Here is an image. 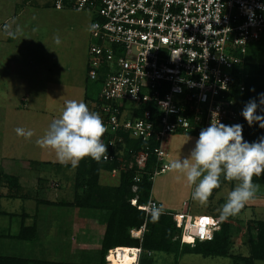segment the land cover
Listing matches in <instances>:
<instances>
[{
    "label": "rangeland",
    "instance_id": "obj_1",
    "mask_svg": "<svg viewBox=\"0 0 264 264\" xmlns=\"http://www.w3.org/2000/svg\"><path fill=\"white\" fill-rule=\"evenodd\" d=\"M94 15L90 10H56L49 0H0V207L5 213L0 216V255L43 264L102 263L106 214L64 206L63 202L75 200L77 169L60 164L51 149L36 144L66 100L83 101L89 109L98 102L102 86L87 74L91 43L87 29ZM5 24H19L24 35L8 40L2 31ZM56 35L59 45L54 43ZM255 62L264 63V57ZM18 127L32 129L34 135L19 136ZM197 139L192 134L172 135L164 164L187 156ZM11 176L17 178L18 186H11L7 178ZM100 182L112 185L118 179L103 172ZM236 183L221 176L220 187L201 204L192 199L193 186L183 174L170 170L155 177L151 196L166 212L209 215L232 224L236 229L230 254L249 256L248 227L264 221V184H258L256 198L238 215L220 220L218 210ZM22 223L35 228L32 242L16 238ZM148 253L144 254L153 264L176 262L164 252ZM176 263L234 262L230 256L184 252Z\"/></svg>",
    "mask_w": 264,
    "mask_h": 264
},
{
    "label": "built area",
    "instance_id": "obj_2",
    "mask_svg": "<svg viewBox=\"0 0 264 264\" xmlns=\"http://www.w3.org/2000/svg\"><path fill=\"white\" fill-rule=\"evenodd\" d=\"M49 1L56 10L95 13L99 27L91 31L87 74L102 88L90 111L101 116L108 145L116 151L104 161L123 163L124 151L118 149L129 136L146 144L135 154L140 171L150 155L161 163L151 175L154 181L171 170L164 159L172 135L198 137L215 118L240 123L245 86L235 75L264 48V0ZM131 203L144 211L136 199ZM172 214L182 244L212 241L220 230V221L209 215ZM145 231L143 225L130 234L142 239ZM124 248L109 250L107 264H122ZM129 249L128 264H141L142 248Z\"/></svg>",
    "mask_w": 264,
    "mask_h": 264
},
{
    "label": "trees",
    "instance_id": "obj_3",
    "mask_svg": "<svg viewBox=\"0 0 264 264\" xmlns=\"http://www.w3.org/2000/svg\"><path fill=\"white\" fill-rule=\"evenodd\" d=\"M258 50L249 57V62L245 64L235 75L236 80L245 86V91L241 94L242 104L244 105L253 98H257L260 93H264V63L255 62L263 58L264 52ZM258 115H264V106L258 108ZM240 125H242V135L245 141L252 143L260 137H264V128L258 123L249 126L248 122L241 115ZM102 141L107 145V155L114 154L116 151L109 147V137L104 135ZM124 146H119L118 150H123V163L115 160L113 162H99L91 157H85L76 166L75 176V200L72 203H64L76 209L102 211L107 216L105 235L101 247V264H107L106 256L109 250L116 247H141L143 254L141 264H153V259H149L144 253L147 251L156 253L164 252L167 255H173L176 262L181 253L191 252L201 254L204 257H228L233 260V264H256L264 261V221L253 222V227H248V244L250 248L249 256L230 254L232 237L235 229L228 222H220V230L215 232L212 241L199 242L194 245L182 244L180 239V230L172 213L162 214L157 221H153L144 211L133 206L131 201L137 200L138 206L146 205L152 197L153 181L151 175L153 171L160 167L154 155L149 156L144 170L140 171L135 165V154L143 148L145 143L133 140L129 136H124ZM122 165L126 170L120 169ZM118 170V182L112 185H102L101 174L112 173ZM139 177L140 182H135ZM11 186H18L16 177H7ZM256 184H264V172L259 176L253 177ZM137 187L134 191L133 188ZM82 191V192H80ZM62 203V204H63ZM66 203V204H65ZM5 215L0 207V216ZM146 225V231L142 239L131 237V230H139ZM255 231V232H254ZM34 227H26L21 224V230L16 236L18 240L32 242L34 240ZM149 254V253H148ZM147 254V255H148ZM175 262V264H177ZM0 264H43L33 260H24L22 258L0 255Z\"/></svg>",
    "mask_w": 264,
    "mask_h": 264
},
{
    "label": "clouds",
    "instance_id": "obj_4",
    "mask_svg": "<svg viewBox=\"0 0 264 264\" xmlns=\"http://www.w3.org/2000/svg\"><path fill=\"white\" fill-rule=\"evenodd\" d=\"M98 27V24L90 23L87 30L95 31ZM2 31L12 39L24 35L19 24H5ZM53 39L56 45L61 43L59 35ZM261 106H264V93L244 105L241 115L249 126L258 123L264 128V115L257 114ZM242 127L240 124L225 125L215 118L208 127L201 129L187 156L165 165L183 174L188 184L193 186L192 199L201 204L220 187L221 176L228 181H236L218 210L220 220L238 215L260 191V185L253 182V177L264 172V137L249 143L243 138ZM106 131L99 113L90 111L83 101L66 100L59 116L51 121L36 144L43 149H51L60 164L76 167L85 157L98 162L102 158L107 159V145L102 141ZM15 132L25 138L34 135L32 129L18 127ZM144 211L153 221L164 214L163 206L152 201L144 206Z\"/></svg>",
    "mask_w": 264,
    "mask_h": 264
},
{
    "label": "bare ground",
    "instance_id": "obj_5",
    "mask_svg": "<svg viewBox=\"0 0 264 264\" xmlns=\"http://www.w3.org/2000/svg\"><path fill=\"white\" fill-rule=\"evenodd\" d=\"M130 251L131 250L129 248H124L125 253H123V256L120 257L122 264H128L129 262H131L132 257L129 255ZM114 262L117 264L116 261H114Z\"/></svg>",
    "mask_w": 264,
    "mask_h": 264
},
{
    "label": "crops",
    "instance_id": "obj_6",
    "mask_svg": "<svg viewBox=\"0 0 264 264\" xmlns=\"http://www.w3.org/2000/svg\"><path fill=\"white\" fill-rule=\"evenodd\" d=\"M7 38H8V40H9V37H8V36H7ZM106 174H108V173H106ZM108 175H109L111 178H113V179H114V178L118 179V177H117L118 174H115V173L112 172V173H110V174H108ZM157 202H158V201H157ZM158 203H159V202H158ZM159 204H160V203H159ZM160 205H161V204H160ZM76 216H77V214H76ZM75 221H77V220H75ZM220 222H221V221H220ZM77 224H78V222H77ZM77 235H78V234H77ZM77 235H76V236H77ZM83 235H84V234H83ZM85 235H87V234H85Z\"/></svg>",
    "mask_w": 264,
    "mask_h": 264
}]
</instances>
